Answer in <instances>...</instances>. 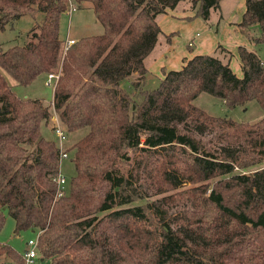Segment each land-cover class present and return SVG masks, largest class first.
<instances>
[{"label":"trees","instance_id":"obj_1","mask_svg":"<svg viewBox=\"0 0 264 264\" xmlns=\"http://www.w3.org/2000/svg\"><path fill=\"white\" fill-rule=\"evenodd\" d=\"M74 1L91 2L104 31L67 44L68 0H0L2 30L40 16L29 40L0 48V231L7 213L16 232L38 228L52 264H264V117L239 121L195 104L209 92L228 107L264 108L261 57L239 45L240 76L219 43L147 82L159 17L181 8L208 19L223 0ZM237 24L264 43V0H246ZM50 72L59 75L50 104L19 96L7 78L29 84ZM53 110L66 133L88 128L67 148L76 173L62 195L60 146L42 132ZM0 264L27 260L0 240Z\"/></svg>","mask_w":264,"mask_h":264},{"label":"rangeland","instance_id":"obj_2","mask_svg":"<svg viewBox=\"0 0 264 264\" xmlns=\"http://www.w3.org/2000/svg\"><path fill=\"white\" fill-rule=\"evenodd\" d=\"M228 0H224L222 2V8L219 9H211L210 17L205 19L201 15L192 17V18H181L178 22L188 20L187 26L185 30L183 28L184 24L181 26V30H177L174 34L181 35L182 44L185 48H188V38L191 33H196L197 31L200 34H204L207 31V28L213 30L217 39L221 41V43L227 41V36L232 38V36L237 35L236 32L227 28V23L229 21L228 16L230 13L229 9V2ZM233 1V0H231ZM240 2V0H237ZM244 1V0H242ZM239 4H236V7ZM172 10H182L181 8L172 9ZM239 9L237 13L234 14V17L230 20H236L239 15ZM166 14V13H164ZM163 14V15H164ZM231 16V15H230ZM195 24L190 22L196 20ZM40 20V16L37 18L33 17L32 15H24L21 18L16 19L12 24L7 25L5 29H0V48L7 49L8 47L15 45V44H23L27 40L30 39V32L31 29L37 24V21ZM186 22V21H185ZM205 24L207 28L203 25ZM229 24V23H228ZM230 25V24H229ZM104 31V26L102 22L98 19L94 12V8L91 2L85 1L80 4L78 9L74 11L72 14H68L64 12L60 19V34L61 37L64 39L67 38H79L84 35L96 34L101 33ZM182 31V32H181ZM243 35L240 36L245 39V42L248 44L246 38L248 37L246 32H242ZM172 34V35H174ZM241 33H239L240 35ZM171 35V36H172ZM168 36L164 33H161L159 36L158 43L151 53L150 58L154 56L156 53L160 51V44L159 42L162 41L166 42ZM221 37V39H220ZM195 39V38H194ZM226 41H223V40ZM229 45H237V43L233 41L226 42ZM250 46L255 48L258 53H260L261 58L264 60V43L261 44H254L250 41ZM150 60V59H149ZM240 64V58L238 56V51L236 48V55L233 56V66L237 68V65ZM233 68V67H232ZM242 74L243 70L241 69ZM48 74L49 73H41L39 74L32 82L29 84H20L18 83L12 76L9 74L7 75L8 81L11 84V87L16 91V93L21 97H35V98H42L47 103H51L54 97V87L55 83L48 84ZM151 79L148 80L150 86H156L160 80L159 77L156 75H152ZM129 82V83H126ZM124 85H129L130 80L129 78L124 79ZM195 104L201 106L202 108L206 109L209 113L213 115H228L233 117L239 121H251L254 122L262 117H264V108L260 106L257 100H251L247 102L245 105H236L234 107H228L227 104L224 102L223 99L220 97L213 95L209 92H201L195 99ZM53 123L55 124L56 121L54 117L58 116L53 110ZM59 117V116H58ZM57 117V118H58ZM46 124L44 123L42 126V132L46 137L53 138L57 140L58 144L60 145L61 141L58 134L55 132L54 128L52 127L53 123ZM61 122V120H60ZM62 123V122H61ZM88 131V128L85 127L83 129H79L75 132H67L66 137L63 141V148H70L73 143L78 140L82 135H84ZM68 157L62 158L61 161V173L70 180L71 177L76 173L75 163L73 160V150H68ZM16 228V221L14 217L7 213L6 221L3 228L0 231V240L3 242H7L12 245L16 250L21 253H26L27 249L31 247L29 245V240H37L39 229L38 228H28L21 230L20 232L15 231ZM27 264H52L50 258H43L42 254L39 250H37V256L34 258L33 261H28Z\"/></svg>","mask_w":264,"mask_h":264},{"label":"crops","instance_id":"obj_3","mask_svg":"<svg viewBox=\"0 0 264 264\" xmlns=\"http://www.w3.org/2000/svg\"><path fill=\"white\" fill-rule=\"evenodd\" d=\"M227 2H229V9H230V13L228 16V19H229L228 23L230 25L227 23V28L230 29L231 31L233 29V31L236 32L237 35H234V36L231 35L232 38L227 36V41L225 39L223 41H226V42L233 41V42L237 43V45H229L226 42H224V43L222 42V43L226 47H228L229 49L232 50L233 56H234V55H236V48L238 51V47L241 44L247 45L250 48H253V47L250 46L251 43H250V40L248 37L246 38L248 44L245 42L244 38L240 37L243 35V33L237 24V22H239L242 19L243 13L246 9V0H244V1L240 0V2H238L237 0H233V1L228 0ZM237 3L239 4V6L236 7ZM222 5H221V8H222ZM238 9L240 12H242V13H240V18L238 15V16H236V17H238L236 20L234 19V20L230 21L234 17V14L237 13ZM187 17H189V18L195 17L194 12L192 10H181L180 11V10L169 9V11L166 14L161 15L159 17V24H160L161 29L163 30V33L165 35L170 34V33L174 34L177 30H179V31L181 30V26L183 24H184V26H183L182 30L183 29L185 30L187 23H188L187 22L188 20H185L186 22L182 21V20H181V22H178V20L181 18H187ZM196 21H197V19L190 22V23L195 24ZM203 25L207 28V26L205 24H203ZM239 33H241V34L239 35ZM181 35H178V33H177V34L172 35L171 37H167L168 40L166 42L162 43V41H160L159 42L160 51L158 53H156L154 56H152V58H150L151 54L147 57V64H148V68H149L148 73H147V82H148V80L151 79L150 77L152 75H156L157 77L162 78L164 76V70L180 68L184 63V58H190L194 54H197V53L212 52L213 50H215L217 45L219 43H221V41L219 39H217V36L213 32V30L210 28H207V31L202 35L200 34L199 31H197L196 33L195 32L191 33L189 35V37H187L188 41H189L187 44L188 48H185L183 46ZM220 39H221V37H220ZM253 49L255 50V48H253ZM258 54L260 56V53H258ZM233 56L231 58V66L233 67V70L238 75L242 76L243 74L241 71V69H242L241 59H240V64L237 65V68H234ZM238 56H239V52H238ZM239 58H240V56H239ZM262 61H264V60L262 59ZM135 77H137L136 74L133 75L131 78H129V80L133 79ZM126 83H129V82H126Z\"/></svg>","mask_w":264,"mask_h":264},{"label":"built area","instance_id":"obj_4","mask_svg":"<svg viewBox=\"0 0 264 264\" xmlns=\"http://www.w3.org/2000/svg\"><path fill=\"white\" fill-rule=\"evenodd\" d=\"M68 3H69V7L67 9V13L72 14L75 10H77L78 6L76 5L74 0H68ZM75 41H76L75 38H67V44H72ZM263 64H264V61H263ZM58 76H59L58 73L50 72L48 74L47 83L48 84L56 83ZM57 117L58 116L54 117V119L56 121L54 130L58 134L60 141H61L59 146H60V150H61V157L60 158L62 160V158L68 157L69 153H68V150L66 148L61 147V146H63V141L66 137V130H65V127L63 126V124L60 122L59 117L58 118ZM56 179H57V183H58V195H62L67 189L68 179L61 172L58 174ZM28 243H29V245H31V247L29 249H27V251L25 253V257H26L27 262L33 261L34 258L37 256L38 238H37V240L30 239Z\"/></svg>","mask_w":264,"mask_h":264}]
</instances>
